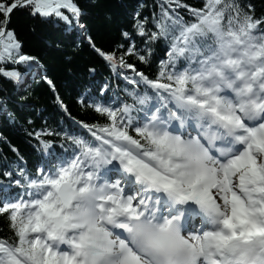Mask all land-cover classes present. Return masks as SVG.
Here are the masks:
<instances>
[{
  "label": "snow or ice",
  "instance_id": "6c2138e0",
  "mask_svg": "<svg viewBox=\"0 0 264 264\" xmlns=\"http://www.w3.org/2000/svg\"><path fill=\"white\" fill-rule=\"evenodd\" d=\"M89 3L0 0V112L35 111L39 77L79 129L36 113V164L0 154V264H264V0H133L107 41ZM17 13L73 35L55 45L65 60L85 46L109 70L87 68L76 103L91 120L71 115Z\"/></svg>",
  "mask_w": 264,
  "mask_h": 264
},
{
  "label": "trees",
  "instance_id": "16d2710c",
  "mask_svg": "<svg viewBox=\"0 0 264 264\" xmlns=\"http://www.w3.org/2000/svg\"><path fill=\"white\" fill-rule=\"evenodd\" d=\"M130 2L133 0H98L96 5L89 3L91 13L89 23L93 25L94 34L100 40H108L112 30L123 21L127 11L130 10L124 7ZM190 2L195 3L196 0H190ZM255 2L259 6L260 0H255ZM106 14L111 15V22L105 19ZM13 26L16 27L21 39L25 41L26 49L41 57L47 75L53 79L57 92L68 105L71 115L77 120H91V116H85L76 103L78 95L83 91L84 85L88 83L87 68L90 66L97 68L95 77L97 81L107 77L109 70L102 67L98 58L85 46H81V50L71 61L65 60L55 45L60 43L67 48L74 36L64 33L55 24H44L39 20H32L27 15L17 13L13 16ZM29 91L30 95L26 103L34 106L35 111L32 108L27 110L12 109V117L0 112V137L8 142L7 144L0 143V154L13 159L14 154L9 150L10 145L19 149L20 154L29 161V166H33L38 157L27 137V130H30V126L26 123V117L31 116L36 127L44 123L36 115V113H42L48 123L54 127L59 125L69 132H78L79 129L64 117L54 103L53 93L39 77L35 83L31 84ZM3 223L0 218V226H3Z\"/></svg>",
  "mask_w": 264,
  "mask_h": 264
}]
</instances>
